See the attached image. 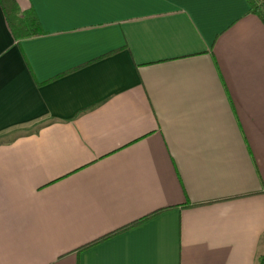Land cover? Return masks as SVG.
<instances>
[{
    "label": "crops",
    "instance_id": "1",
    "mask_svg": "<svg viewBox=\"0 0 264 264\" xmlns=\"http://www.w3.org/2000/svg\"><path fill=\"white\" fill-rule=\"evenodd\" d=\"M17 3L43 33L0 2V264H264L249 1Z\"/></svg>",
    "mask_w": 264,
    "mask_h": 264
},
{
    "label": "trees",
    "instance_id": "2",
    "mask_svg": "<svg viewBox=\"0 0 264 264\" xmlns=\"http://www.w3.org/2000/svg\"><path fill=\"white\" fill-rule=\"evenodd\" d=\"M248 1L251 6V12L257 14L264 22V1L263 0H248ZM0 2L4 8L13 35L17 41H20L25 38L33 37L36 35H40L43 33L42 28L40 26V21L34 9H29L28 11L22 12L17 3V0H0ZM157 213L158 211H155L152 214L145 216L140 220L125 225L120 229L103 236L101 239L96 240L94 243L109 238L123 230H126L134 226L135 224L142 222L143 220L153 215H156Z\"/></svg>",
    "mask_w": 264,
    "mask_h": 264
}]
</instances>
